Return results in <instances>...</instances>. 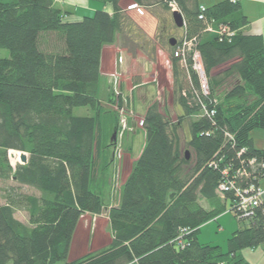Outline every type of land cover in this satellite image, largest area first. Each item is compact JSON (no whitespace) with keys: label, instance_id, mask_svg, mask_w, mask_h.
<instances>
[{"label":"trees","instance_id":"trees-1","mask_svg":"<svg viewBox=\"0 0 264 264\" xmlns=\"http://www.w3.org/2000/svg\"><path fill=\"white\" fill-rule=\"evenodd\" d=\"M55 1L0 0V48L8 50L0 56V179L18 184L4 194L0 188V264H251L240 251L264 248V203L240 217L234 189H219L229 180L241 190L264 179V148L251 137L264 128V39L241 31L249 20L239 0L206 6L204 18L198 17L197 0H129L142 14L143 5L161 3L170 10L173 1L183 15L178 37H166L181 113L174 121L156 101L147 105L143 146L108 209L110 240L72 260L80 217L101 213L112 183L105 149L117 113L100 104L102 47L120 35L141 50L147 45L131 38L128 29L139 27L121 0H96L110 3L113 12L97 9L76 21L64 20ZM221 23L236 31L229 40L207 30ZM190 38L196 39L208 94L192 68V50L183 61L174 54ZM77 106L91 113L74 114ZM185 119L189 135L180 148L176 129ZM14 149L27 154L25 163L10 164L8 151ZM22 185L37 194L21 192ZM17 208L26 210L25 222L15 217ZM224 211L247 224L232 231L222 252L199 241L198 233Z\"/></svg>","mask_w":264,"mask_h":264},{"label":"rangeland","instance_id":"rangeland-1","mask_svg":"<svg viewBox=\"0 0 264 264\" xmlns=\"http://www.w3.org/2000/svg\"><path fill=\"white\" fill-rule=\"evenodd\" d=\"M128 4L130 2L126 4V9ZM130 10L132 12L131 18L136 23L137 21H142L141 25L138 23L139 29L136 26H131L128 29L131 33L130 36H132V39L141 38V41L144 39L147 50L139 49L135 42L126 39V35H120L118 37L120 47L116 48L117 53L115 56L114 53L111 54L112 56L108 55L106 57L107 54L105 55V62L101 66L98 81L100 86V104L104 111L117 113V127L115 130H110L112 138L108 143L111 144L107 145L105 149L110 162L108 171L111 173L110 180L112 183L107 188L109 193L106 200L107 205L104 206L101 213L84 214L80 217L72 235L67 260L75 259L87 252L96 251L109 242L108 209L117 203L116 194L118 193L119 184L124 180L125 172L130 162L126 153L134 157L143 146L144 129L141 126V117L147 105L152 101H156L161 111L165 108L170 119L174 121L181 113L178 108L180 106L173 97V78L171 64L167 55L168 45L166 44L167 36L173 34L178 37L181 32V28H174L171 17L173 9L170 7V10H168L159 3L150 8L145 9L144 7L143 14L139 13L135 8ZM133 15H135V18ZM148 18L151 24H147ZM147 30L152 33L148 35L146 33ZM144 32L147 37L146 35L144 36ZM122 47L126 49H122ZM0 56H8V50L0 48ZM227 65L228 63L222 64L213 72L221 71ZM150 72L156 74V80L148 81L149 83L147 82L140 86H130L129 88L125 85L121 87L120 91V84L122 85V81L125 78L132 77L130 80L133 81L132 85H134L139 80H150ZM156 82H158V88ZM231 83L232 79H227L224 83V88L228 89ZM109 97H114L115 99L111 102ZM73 112L77 115H84L91 113V110L87 106H77L73 108ZM176 132L180 148L186 147L189 135L188 120H183L177 127ZM251 137L255 146L264 147V128L252 130ZM17 151L10 153L9 156L7 155L12 166L19 162ZM12 185L18 184L11 178L0 179L1 193L4 194V190ZM261 186L264 188V181L261 182ZM110 187L111 190L109 191ZM19 190L24 193L37 194L35 189L25 185L19 186ZM0 201H4L3 196ZM202 203L204 202L202 201ZM14 215L24 222L27 220V212L24 208H17ZM245 224H247L246 219H238L233 212L224 211L216 219H212L201 226L198 239L204 243L218 245L219 249L225 252L227 250V238L234 229ZM240 254L251 264H264V248L260 245L256 248L242 249ZM54 264H65V261H58Z\"/></svg>","mask_w":264,"mask_h":264},{"label":"crops","instance_id":"crops-1","mask_svg":"<svg viewBox=\"0 0 264 264\" xmlns=\"http://www.w3.org/2000/svg\"><path fill=\"white\" fill-rule=\"evenodd\" d=\"M150 1H153V0H150ZM197 1L201 5L209 6V5H211L217 1H220V0H197ZM128 2H129V0H121V5L123 6V8L126 9L125 6ZM239 3H240V6H241L243 13L247 16V18L249 20V22L241 28V31L244 34L261 35L264 39V0H239ZM55 4H56V6H58L61 9L62 14H63V19L66 21H76V20H79L83 16L92 15L93 12L97 9H103L105 11H108L109 13L113 12L112 5L110 3H102V2H99L96 0H56ZM155 5H157V4H150V5H143V6L146 9L148 7L150 8V7H153ZM125 11L128 14L130 13L129 14L130 16L132 15L131 14L132 12L130 9L127 8ZM133 17L135 18V15H133ZM140 21H137V24L140 23L139 25H141L142 21L141 22ZM150 22L151 21L148 18L147 24H151ZM147 24H146V26H147ZM147 31H146V33L148 35H150L152 33L149 30H147ZM119 47H120V42L118 40V37L116 38V41L114 43L103 45L102 50H101V55H100L99 70H101V66L105 62V60H104L105 55L107 54L106 55V57H107L108 55H111L112 53H114V56H115V54L117 53L116 48H119ZM122 49H126V48L122 47ZM149 76L151 77L150 80L149 79L139 80V81L135 82L134 85H132L133 81L130 80L132 77L129 76L122 81V86L126 85L129 88L130 86H132V87L140 86V85L147 83L148 81L156 80V74L154 72H152V73L150 72ZM156 85L158 88L159 87L158 82H156ZM99 87H98V91H99ZM260 148H264V147H260ZM140 151H141V148L136 153V155H134V157H131V155L126 153L127 158L130 160V162H129L128 168L125 172V177L127 176V174L129 173V171L131 169L132 161L137 158ZM124 167H125V165H124ZM263 181H264V179L260 180V185H261V182H263ZM110 190H111V187L109 188V191ZM263 203H264V195H263Z\"/></svg>","mask_w":264,"mask_h":264},{"label":"built area","instance_id":"built-area-1","mask_svg":"<svg viewBox=\"0 0 264 264\" xmlns=\"http://www.w3.org/2000/svg\"><path fill=\"white\" fill-rule=\"evenodd\" d=\"M233 2L237 0H231ZM171 5V6H170ZM169 6L171 9H176L177 6L176 4L171 1L169 2ZM128 9H136L139 13L142 14V8H140L138 5L135 3H130L127 6ZM178 9V8H177ZM200 12L198 14L199 18H204V10L206 9V6L204 5H199ZM207 30L213 31L217 34L219 40L222 39H227L229 40L234 34L235 30L230 28L227 24H219L216 27H213L212 25L208 24L207 25ZM196 39L195 38H190V39H185L182 41L181 45L176 46V49L174 51V54L176 56H180L182 61L185 60V54L188 53V51L192 50L191 52V60H192V68L196 72L198 76V80L200 83V88L203 94H208L209 93V85H208V78L204 72V68L202 65V62L200 60L199 52L196 49ZM210 114H213V110H210ZM142 122V121H141ZM15 152L14 150H9L8 151V156L10 153ZM252 162V160H251ZM240 172V171H238ZM224 173H227V170H225ZM241 176V174L239 173ZM219 189L223 192L225 190H232L234 189V194L235 196H238V202L236 204V212H239L240 217H245V216H250L253 214L254 209L257 207L262 202V196L264 193V189L262 188L261 185H253L251 184L247 188L244 189H239L234 186V181L229 180L224 183H221L219 185Z\"/></svg>","mask_w":264,"mask_h":264},{"label":"water","instance_id":"water-1","mask_svg":"<svg viewBox=\"0 0 264 264\" xmlns=\"http://www.w3.org/2000/svg\"><path fill=\"white\" fill-rule=\"evenodd\" d=\"M171 17L176 27L181 28L183 26L184 23L183 15L178 9H173L171 11ZM174 43L175 40H170L171 45H173ZM186 157H188L187 151H186ZM18 158L20 163H25L27 160V154L24 151H19Z\"/></svg>","mask_w":264,"mask_h":264}]
</instances>
